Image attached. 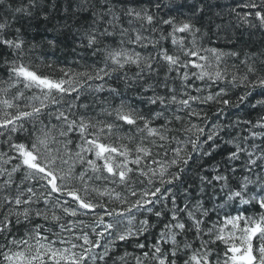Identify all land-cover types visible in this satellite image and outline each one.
Wrapping results in <instances>:
<instances>
[{
	"label": "snow or ice",
	"instance_id": "1",
	"mask_svg": "<svg viewBox=\"0 0 264 264\" xmlns=\"http://www.w3.org/2000/svg\"><path fill=\"white\" fill-rule=\"evenodd\" d=\"M220 7L0 0V264H264V50L205 47ZM61 42L78 67L33 70Z\"/></svg>",
	"mask_w": 264,
	"mask_h": 264
},
{
	"label": "trees",
	"instance_id": "2",
	"mask_svg": "<svg viewBox=\"0 0 264 264\" xmlns=\"http://www.w3.org/2000/svg\"><path fill=\"white\" fill-rule=\"evenodd\" d=\"M167 2V0H165ZM216 2L221 6L217 11H221L223 13L222 19L217 18L216 22L221 23L223 25V30L220 31L219 35L217 36L215 33L217 32L216 28L213 26L212 31L209 33L211 39L209 40L208 37H205V40L202 41L205 47H215L219 48L223 51H239L241 57H243L244 52H257L260 50H264V29L259 28H248L247 26H238L237 18L234 13L230 12V8L237 4L251 2V0H216ZM166 11V10H165ZM237 11L244 13L247 11H254L253 9H245V8H238ZM254 23H258L255 21L254 17L252 18ZM27 27V26H26ZM29 36H35V38L39 41L44 36L51 37L53 33L51 32H44L43 27L28 29ZM231 35L233 37V42H228L226 36ZM169 50H172L170 44L167 45ZM51 64V67L47 65ZM31 67L40 75H46L50 77H59L61 76V72L59 69L61 67L65 68H73L76 69L78 66L74 63V54L71 51V47L61 42L55 49H37L36 52L33 54ZM6 79V73L2 67H0V81ZM199 83V82H198ZM21 89L22 85H21ZM214 90V89H213ZM17 90L12 89L9 93V97L15 94ZM26 97H30L33 94V91L23 90ZM243 89H236L232 93L235 95L236 92H241ZM101 95L107 96V92L102 93ZM25 101H20V103H24ZM118 102V101H117ZM216 106H211V111H209V117L211 119H215L212 116V112H214ZM28 110V109H24ZM240 115H246V112L239 113ZM255 117H253L254 119ZM127 127V126H125ZM27 134H23L17 137L19 142H24L26 139ZM115 138L113 137L112 140ZM108 142V141H105ZM219 158V157H218ZM117 191H120L117 188ZM107 200V197L105 198ZM111 207H119V204L110 203L108 205ZM100 211V209H97ZM107 219V217H106ZM104 241H102V244ZM224 246L220 245V251L223 252ZM131 250V249H129Z\"/></svg>",
	"mask_w": 264,
	"mask_h": 264
}]
</instances>
